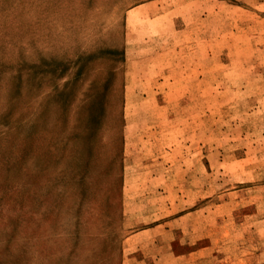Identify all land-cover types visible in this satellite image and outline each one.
Listing matches in <instances>:
<instances>
[{
	"label": "rangeland",
	"instance_id": "rangeland-1",
	"mask_svg": "<svg viewBox=\"0 0 264 264\" xmlns=\"http://www.w3.org/2000/svg\"><path fill=\"white\" fill-rule=\"evenodd\" d=\"M154 97L172 217L197 210L179 244L201 247L172 264H264V0H0V264H122Z\"/></svg>",
	"mask_w": 264,
	"mask_h": 264
},
{
	"label": "crops",
	"instance_id": "crops-1",
	"mask_svg": "<svg viewBox=\"0 0 264 264\" xmlns=\"http://www.w3.org/2000/svg\"><path fill=\"white\" fill-rule=\"evenodd\" d=\"M164 73L165 71L158 77V85L161 77L162 83H165ZM138 91H140L138 84L133 86L132 81L126 86L128 97L129 92L131 97H139ZM145 100L146 103L149 101V99ZM150 102L156 110L148 116H143L141 123H139L140 117L138 123L132 122L124 150L122 227L125 235L121 244V262L122 264H172V261L179 262L188 257L192 259L193 256L196 260L197 251L201 247L197 249L196 242L193 244L194 248L180 246L179 238L187 224L192 228L193 224L188 220L192 219L193 215L195 220L193 229L196 234L197 210L187 211L176 217H172L171 214L169 103L165 106V99L161 100L160 97H154ZM160 109L163 111L162 116L158 114Z\"/></svg>",
	"mask_w": 264,
	"mask_h": 264
}]
</instances>
